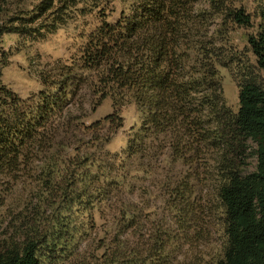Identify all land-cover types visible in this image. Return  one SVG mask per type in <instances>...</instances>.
Here are the masks:
<instances>
[{"label": "trees", "instance_id": "16d2710c", "mask_svg": "<svg viewBox=\"0 0 264 264\" xmlns=\"http://www.w3.org/2000/svg\"><path fill=\"white\" fill-rule=\"evenodd\" d=\"M98 1L0 0V38L42 39L64 26L79 5H86L85 15L100 8ZM118 1L115 18L114 8L98 10L97 24L80 36L68 65L57 61L39 73L37 93L23 98L4 85L0 60V175L21 172L40 155L63 149L68 136L78 134L74 128L80 126L73 123L81 120L84 96L91 98L92 111L105 100L113 108L82 129L97 136L100 158L82 146L70 164L68 154L55 157L41 172L38 182L49 195L42 200L45 210L34 208L36 214L22 219L17 238L0 247V264H44L78 252L76 210L95 202L102 203L113 232L93 264H165L169 242L186 239L194 221L196 174L163 164L191 163L199 152L218 155L215 200L223 242L214 264H264V5L256 12V33L246 39L252 62L229 44L230 26L253 23L234 0ZM220 68L237 82V112L223 97ZM131 104L142 120L119 159L104 148L123 126L121 109ZM106 128L109 135H100ZM55 178L60 188L53 186ZM153 184L156 196L138 208L135 190ZM172 220L180 226L178 236ZM76 264L92 262L82 258Z\"/></svg>", "mask_w": 264, "mask_h": 264}, {"label": "rangeland", "instance_id": "374dc122", "mask_svg": "<svg viewBox=\"0 0 264 264\" xmlns=\"http://www.w3.org/2000/svg\"><path fill=\"white\" fill-rule=\"evenodd\" d=\"M107 1L99 0L98 2H101L99 4L100 8H93L92 13L88 12L85 15L82 13V9L87 10L86 5H79L77 9L73 10L71 19L64 26L59 27L54 33L42 39L33 40L15 34H3L0 38V60L2 62L5 60V66L2 69L3 84L23 98H27L41 90L42 84L39 79V73L50 70L57 61L67 65L70 63L71 58L78 52L82 44L80 36L93 29L97 24L96 15L99 12L98 10L108 6L109 10L114 8V13H112L110 18L117 16L121 6L118 3L119 1L113 0L111 3ZM234 1L237 6H243L247 13L252 15L253 23L249 28L230 26L228 33L229 44L237 52L242 53L253 62L252 55L248 51L246 39L257 31L259 19L256 16V12L260 5H264V0ZM88 6L93 5L90 2ZM219 75L225 102L233 112H237L239 108L237 82L228 69L220 68ZM80 101L84 105L80 107L81 110L78 113L81 120L73 123L80 126L79 128H74V133L78 132V134L69 135L63 149L56 147V152H47L46 155H40V159H35L31 166L21 170V172L6 174L5 176L0 175V247L17 238L19 232L22 231V227H20L22 219L26 216L34 215V208L39 207L38 210H45L42 200H46L49 195L41 182H38V179L42 177L43 174L41 175V172L47 168L53 158L59 157L61 159L68 154V164H70V160L76 154L73 151L82 146L84 149L88 148L87 150H90V152H95L96 158H100V152L95 149L97 148L95 146H98L95 141L97 136L93 135L91 131L84 132L82 129L83 126H89L112 114V102L105 100L96 110L92 111L89 95L84 96ZM120 116L123 118V126L104 148L105 152L112 155L116 154L119 159L124 156L132 128L137 130L142 120L141 114L132 104L123 107L120 111ZM99 134L109 135L107 128L99 132ZM217 157V152H199L191 163L181 162L175 167H169L167 163L163 164L166 170L170 168L173 172L193 170L192 172L196 174L193 181L196 187H194V194H192L191 199L195 205L194 211L191 212L195 222L190 221L188 226L191 227H187L186 233L188 235L186 239L177 237L169 242V256H167L165 264H214L221 255L223 238L219 221L220 210L215 200ZM161 160L162 157L157 162ZM116 162L119 163V160L117 159L113 163L114 168L116 167ZM249 162L251 163L249 170H253V159L250 158ZM85 168L81 169L85 170ZM93 172L94 176L99 177L98 173ZM29 175L31 177H28ZM132 176L135 175L133 174ZM160 177L161 175L154 177L153 181L155 184H158ZM58 181L55 178L53 186L59 187L63 185L61 181L60 183ZM155 184L149 189L139 187L138 190H135L134 202L138 208L146 205L151 194L156 196L155 187L157 185ZM153 201L154 199L151 198L150 202L153 203ZM162 207V204L159 205V208L166 213V216H173V214L168 213ZM50 213L51 210H47L45 215ZM107 214L104 212V207L100 202H95L93 208L89 207L83 211L76 210V222L79 224L81 232V236L77 237L75 241L78 246V252H73L70 256H68V253L62 257L58 255L52 260H45L44 264H76L82 258H87L93 264L101 255L102 249L100 248L104 242L107 243L111 238V232H113L110 229V227H113V223L112 220H109L110 218ZM179 227L172 220L171 230L175 232V236L180 235L178 232Z\"/></svg>", "mask_w": 264, "mask_h": 264}]
</instances>
